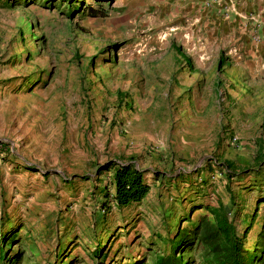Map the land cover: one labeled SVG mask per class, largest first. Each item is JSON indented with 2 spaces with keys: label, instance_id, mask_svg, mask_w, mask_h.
Masks as SVG:
<instances>
[{
  "label": "rangeland",
  "instance_id": "obj_1",
  "mask_svg": "<svg viewBox=\"0 0 264 264\" xmlns=\"http://www.w3.org/2000/svg\"><path fill=\"white\" fill-rule=\"evenodd\" d=\"M227 2L0 0V264H205L220 204L264 264V74ZM128 162L150 191L118 207Z\"/></svg>",
  "mask_w": 264,
  "mask_h": 264
},
{
  "label": "trees",
  "instance_id": "obj_2",
  "mask_svg": "<svg viewBox=\"0 0 264 264\" xmlns=\"http://www.w3.org/2000/svg\"><path fill=\"white\" fill-rule=\"evenodd\" d=\"M227 163L231 165L230 162ZM114 184L113 200L118 207L141 201L150 191V186L145 182L144 173L129 162L116 166ZM209 211L212 218L204 215L193 230L194 239L202 247L205 264H261L256 249L245 246L225 206L220 204L209 207ZM177 247V243L173 244L174 250ZM156 264L186 263L175 254H171L166 258L159 257Z\"/></svg>",
  "mask_w": 264,
  "mask_h": 264
},
{
  "label": "crops",
  "instance_id": "obj_3",
  "mask_svg": "<svg viewBox=\"0 0 264 264\" xmlns=\"http://www.w3.org/2000/svg\"><path fill=\"white\" fill-rule=\"evenodd\" d=\"M224 1V5L230 7L231 4L227 0ZM232 1L236 5L237 15L233 17L234 26H231L230 30H237L236 55L239 57L237 60L242 64L240 67H244L242 70L239 69V73L264 74V68H259L260 64L264 65V0ZM251 15L253 18L249 20L248 17ZM246 64L251 66L249 71L245 68ZM260 101L263 106L264 97ZM245 119L259 127L264 122V108H258L256 116L248 115Z\"/></svg>",
  "mask_w": 264,
  "mask_h": 264
},
{
  "label": "built area",
  "instance_id": "obj_4",
  "mask_svg": "<svg viewBox=\"0 0 264 264\" xmlns=\"http://www.w3.org/2000/svg\"><path fill=\"white\" fill-rule=\"evenodd\" d=\"M237 138H235V140H236Z\"/></svg>",
  "mask_w": 264,
  "mask_h": 264
}]
</instances>
